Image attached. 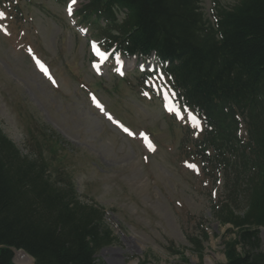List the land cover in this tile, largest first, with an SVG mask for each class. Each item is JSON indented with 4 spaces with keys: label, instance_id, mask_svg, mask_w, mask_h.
Here are the masks:
<instances>
[{
    "label": "rangeland",
    "instance_id": "1",
    "mask_svg": "<svg viewBox=\"0 0 264 264\" xmlns=\"http://www.w3.org/2000/svg\"><path fill=\"white\" fill-rule=\"evenodd\" d=\"M84 2L77 0L75 9ZM216 2L229 8L236 0H202L211 21ZM68 6L23 0L13 21L0 7L2 129L28 155L37 153L28 142L31 125L46 127L65 142L64 165L81 200L104 207L114 232V243L97 252L99 261L178 264L181 256L173 251L178 249L190 264L224 263V240L234 233L216 211L227 196L225 177L237 172L235 152L228 150L221 162L211 154L195 159L200 122L190 115L192 127L187 114L174 120L163 99L139 90L142 69L136 58L137 64L125 59L124 77L130 82L118 86L116 63L95 56V33L77 28ZM151 63L156 66L154 58ZM96 82L102 88L91 93L88 87ZM239 134L246 139L244 124ZM241 194L233 205L240 214L247 208ZM259 230L264 251V227ZM203 231L208 240L201 239ZM191 237L202 241L201 249ZM20 252L15 251L18 264H33Z\"/></svg>",
    "mask_w": 264,
    "mask_h": 264
},
{
    "label": "trees",
    "instance_id": "2",
    "mask_svg": "<svg viewBox=\"0 0 264 264\" xmlns=\"http://www.w3.org/2000/svg\"><path fill=\"white\" fill-rule=\"evenodd\" d=\"M21 1L0 5L18 16ZM87 1L77 12L79 24L127 57L155 53L183 105L204 120L205 134L194 143L198 154L210 150L221 162L228 150L239 152L237 172L226 178L227 196L216 211L234 233L224 240L226 261L220 264H264V0H236L229 8L216 2L214 21L201 0ZM28 135L35 156L24 155L0 125V264H15L16 250L34 264H106L96 254L115 237L104 207L81 200L60 137L32 126ZM241 192L247 200L242 214L233 206ZM191 241L202 248L200 240ZM173 251L181 256L178 264H190L182 251Z\"/></svg>",
    "mask_w": 264,
    "mask_h": 264
},
{
    "label": "snow or ice",
    "instance_id": "3",
    "mask_svg": "<svg viewBox=\"0 0 264 264\" xmlns=\"http://www.w3.org/2000/svg\"><path fill=\"white\" fill-rule=\"evenodd\" d=\"M72 2L75 3L76 0H72ZM2 15H3V13L0 12V16H2ZM94 48H95V46H94ZM98 54L101 55L103 58H106V57H107V54H105V53H99V52H98ZM40 66H41V68H42V70H43V65H40ZM93 100L95 101V97H93ZM97 103H98V102H97ZM98 106H99V105H98Z\"/></svg>",
    "mask_w": 264,
    "mask_h": 264
},
{
    "label": "bare ground",
    "instance_id": "4",
    "mask_svg": "<svg viewBox=\"0 0 264 264\" xmlns=\"http://www.w3.org/2000/svg\"><path fill=\"white\" fill-rule=\"evenodd\" d=\"M19 254H20V256H21L20 258H24V259H26V260H30V258H29L30 256L28 255V256H29V257H28L27 254H25L23 251L20 252ZM32 259H33V258H32ZM21 260H22V259H21ZM21 264H23V263H21Z\"/></svg>",
    "mask_w": 264,
    "mask_h": 264
}]
</instances>
